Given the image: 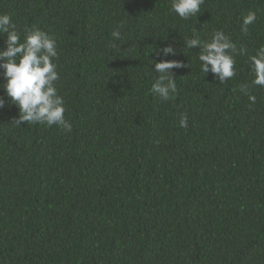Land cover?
Returning a JSON list of instances; mask_svg holds the SVG:
<instances>
[{
  "label": "trees",
  "instance_id": "trees-1",
  "mask_svg": "<svg viewBox=\"0 0 264 264\" xmlns=\"http://www.w3.org/2000/svg\"><path fill=\"white\" fill-rule=\"evenodd\" d=\"M169 8L0 0L22 38L33 25L55 37L72 124L18 127V109L0 110V264H264V87L251 88L255 104L239 91L264 45V0H205L189 20ZM249 11L257 20L243 32ZM121 23L118 53L110 34ZM219 29L237 49L224 84L182 42ZM174 39L167 59L188 68L173 70L177 92L161 101L148 58Z\"/></svg>",
  "mask_w": 264,
  "mask_h": 264
},
{
  "label": "clouds",
  "instance_id": "clouds-1",
  "mask_svg": "<svg viewBox=\"0 0 264 264\" xmlns=\"http://www.w3.org/2000/svg\"><path fill=\"white\" fill-rule=\"evenodd\" d=\"M205 0H170L169 12L180 19L197 18ZM257 20V14L249 11L242 17L243 32ZM123 23L111 32L110 46L121 52V46L114 41L122 39ZM0 110L6 105L18 109V115L10 121L16 126L24 124H46L56 126L65 132L72 131V124L65 119L64 97L59 94L57 81L60 75L54 59L57 57V42L55 37L33 25L25 30L23 38L16 22L7 13L0 14ZM183 47L198 48L197 59L200 71L207 76L211 74L219 84H224L236 75L235 55L237 49L229 35L222 29L213 30L211 37L201 40L198 36L183 37ZM177 41L156 49L154 59H149L151 69L157 76L151 85V94L161 101H168L177 92L174 69L188 68V64L179 60H169L167 57L176 56ZM128 50V49H127ZM126 50V51H127ZM153 51V52H154ZM240 55L246 54V49H239ZM163 57V59H160ZM252 80L239 86V91L248 97L250 104L256 103V96L250 94L255 86L264 87V45L248 56ZM210 66V67H209ZM178 127H188L186 114L179 115Z\"/></svg>",
  "mask_w": 264,
  "mask_h": 264
}]
</instances>
